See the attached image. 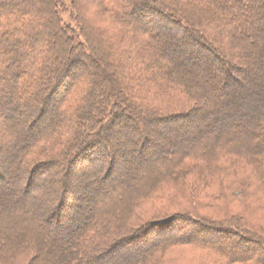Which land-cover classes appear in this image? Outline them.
<instances>
[{
  "label": "trees",
  "instance_id": "trees-1",
  "mask_svg": "<svg viewBox=\"0 0 264 264\" xmlns=\"http://www.w3.org/2000/svg\"><path fill=\"white\" fill-rule=\"evenodd\" d=\"M71 3L0 0V264H264V0Z\"/></svg>",
  "mask_w": 264,
  "mask_h": 264
},
{
  "label": "rangeland",
  "instance_id": "rangeland-1",
  "mask_svg": "<svg viewBox=\"0 0 264 264\" xmlns=\"http://www.w3.org/2000/svg\"><path fill=\"white\" fill-rule=\"evenodd\" d=\"M230 1H232V0H230ZM63 2H64V4H63V6L60 8V14H61V17H62V19L66 22V23H70V24H73L74 26H76L75 25V22L71 19L72 18V14H73V8L71 7V6H73V3H71V0H63ZM100 17V15L98 16V18ZM84 68H86V65L84 66ZM238 87H241L240 85H238ZM166 99H164V101H165ZM168 102H170L171 103V101H166L165 103H168ZM166 106V105H165ZM48 109V108H47ZM47 113H48V111H47ZM47 113L45 114V115H47ZM44 115V116H45ZM5 123V126H3L2 125V127H1V130L2 131H8V128H6L7 127V125H8V121H5L4 122ZM38 129L37 128H35L34 129V131H37ZM110 132V134L111 135H116V137H120V138H122V139H124L125 137L123 136V134H122V132H114V131H109ZM190 132H191V128H190V126L189 125H187V126H184L183 128H173V130H171L170 131V134L169 135H174V134H189L190 135ZM166 135V134H165ZM189 135H187V136H189ZM116 141V140H115ZM123 141V145H126V144H130V141L129 140H122ZM0 142H1V144L2 145H6V146H9L10 144H9V142L8 141H6L5 140V138H3L2 137V135L0 134ZM164 142V140L162 139L161 140V143H163ZM8 148V147H7ZM15 149V148H14ZM13 149V150H14ZM2 154H5L6 155V153L3 151V152H1ZM40 153H41V156H37L35 159H37L38 161H39V163L41 162V161H44V160H41L45 155H49L50 153H49V150H44L43 149V151H40ZM34 155H37V152H34ZM155 155V154H154ZM129 157V156H128ZM130 159V161H131V158H129ZM134 159H138V158H134ZM134 159H133V161H134ZM158 160H155V161H153L152 163H150V166H149V168L151 169V171L152 172H154L153 171V166H154V164H155V162H157ZM125 162H127V163H125ZM38 163V162H37ZM36 163V164H37ZM124 166L122 167V168H120V178L121 179H124V181H126L127 179H130V178H139V177H137L136 175H139V176H142L141 175V173L139 172V169H137V167H131V163H129V160L127 159V157H125V160H124ZM35 164V165H36ZM147 166V165H146ZM12 168V167H11ZM11 168H10V170H11ZM55 169H56V167H54L53 165H51L49 168H47V172H45V173H43V175H41L42 177H41V180L42 179H44L43 177H48V181H47V183H46V188L48 187L49 189L51 188V190H53L54 188H55V186H56V184H57V179H56V173H55ZM151 172V173H152ZM48 173V174H47ZM97 171H96V169L92 172V174L93 175H97ZM91 174V175H92ZM89 175V174H88ZM128 176V177H125V176ZM151 175V174H150ZM243 175V174H242ZM90 176H86V178H89ZM236 177H238V176H236ZM247 177V179L250 181V185L248 186V190H249V192L251 193V194H249V197H248V201H239V200H231V199H229V195H226V197H225V199H226V201L228 202H230V205L233 207V208H231V210H229L228 212L229 213H238L239 215H243V216H245V215H249V214H251V216H254L253 215V211H255L256 209H258V210H261L260 209V204H262V203H264V182L263 181H261V180H259V179H257L256 177H254V176H251V175H247L246 176ZM86 178H84V179H86ZM91 178V177H90ZM77 179V181H79V179L77 178V177H75V180ZM126 179V180H125ZM75 180L73 179V181H74V183H77V181L75 182ZM226 180V179H225ZM221 180H219L218 182H220ZM127 182V184H131V182L130 181H126ZM207 182V181H206ZM222 182V181H221ZM224 182V181H223ZM207 183H209V182H207ZM255 190L257 191V192H255ZM85 196H84V198L86 199V201L83 203L84 205L83 206H86V205H88V203L90 202V199H88L86 196H87V194H84ZM89 201V202H88ZM158 204V206H155V208L154 209H157L158 207H159V209H157L156 211H158V212H166V211H170L171 210V212H175V211H178V210H181V211H186L187 213L189 212L188 210L189 209H191L192 207H193V203L191 204V202H190V204L187 202V201H185V200H180L179 199V202H177V203H175V205H171L170 206V208H166V207H162L161 206V203H160V201H157V203H156V205ZM89 205H91L90 203H89ZM88 205V206H89ZM248 205H250V206H248ZM195 206V208L197 209V210H199L200 208H201V206H200V204H195L194 205ZM82 208V207H81ZM165 209V210H164ZM253 210V211H252ZM203 213L205 212V214H208V215H210V217L211 216H219L220 215V212L215 208V207H212L210 210L209 209H207V207L206 208H204L203 210H201ZM242 216V217H243ZM244 218V217H243ZM140 220L141 221H143V220H145V215H143V216H141L140 217ZM250 224H252V225H255L257 228H259V229H261V226H258L260 223H255V221H253V222H250ZM180 231V230H179ZM179 231H177L178 232V234H180V233H183L184 234V231H185V229H184V231L183 232H181L180 231V233H179ZM170 233H173V232H169L168 233V235L170 234ZM176 233V232H175ZM156 236H158L159 238L160 237H164L165 235L164 234H157ZM244 244H245V242H243ZM247 244V243H246ZM250 244V243H249ZM148 245V244H147ZM146 245V246H147ZM224 245H225V247L227 248V249H229V248H233V247H236L238 250H240L242 247H244V246H242L241 245V243L240 242H238V240L235 238V236L234 235H230V236H227V238H226V242L224 243ZM257 248V244H255V243H251V246H248V251H252L254 248ZM204 256L205 255H203L202 256V253L201 252H195V263L197 264V263H199V264H218V263H214V262H210V261H208V259H205L204 258ZM222 263V262H221ZM224 264V263H223Z\"/></svg>",
  "mask_w": 264,
  "mask_h": 264
},
{
  "label": "bare ground",
  "instance_id": "bare-ground-1",
  "mask_svg": "<svg viewBox=\"0 0 264 264\" xmlns=\"http://www.w3.org/2000/svg\"><path fill=\"white\" fill-rule=\"evenodd\" d=\"M116 148H117V150H118V154H119V147H118L117 145H116ZM119 155H120V154H119ZM119 155H118V156H119ZM83 175H84V174H83Z\"/></svg>",
  "mask_w": 264,
  "mask_h": 264
}]
</instances>
